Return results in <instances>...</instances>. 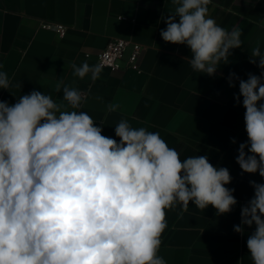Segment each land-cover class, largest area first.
<instances>
[{"label": "clouds", "instance_id": "obj_1", "mask_svg": "<svg viewBox=\"0 0 264 264\" xmlns=\"http://www.w3.org/2000/svg\"><path fill=\"white\" fill-rule=\"evenodd\" d=\"M172 14L162 16V39L186 45L194 71L217 75L243 46L242 30L221 27L209 14L211 0H172ZM249 62L261 69L240 79L237 104L245 109L247 141L237 149L242 173L264 178V52L258 45ZM80 79L96 81L103 65L71 64ZM2 68V65H0ZM0 71V89L10 87ZM62 81L56 91H61ZM85 96L63 86L62 100L32 91L14 104L0 101V264H166L158 255L168 227L166 210L178 215L211 205L224 215L237 205L225 185L232 176L213 166L206 155L183 160L158 132L133 128L127 120L115 126L114 138L102 135V124L77 111ZM116 111L118 104H109ZM232 143H236L232 138ZM253 197L241 207L246 245L253 264H264V183L249 181Z\"/></svg>", "mask_w": 264, "mask_h": 264}, {"label": "crops", "instance_id": "obj_2", "mask_svg": "<svg viewBox=\"0 0 264 264\" xmlns=\"http://www.w3.org/2000/svg\"><path fill=\"white\" fill-rule=\"evenodd\" d=\"M175 7L172 0H0V71L11 82L7 90L0 89V101L14 104L36 90L67 105L62 88H75L85 96L77 111L102 124V135L119 141L115 126L127 120L133 128L158 132L181 160L206 155L213 166L227 168L232 182L225 186L235 189L237 205L219 216L211 205L203 211L191 201L182 216L179 206L166 210L168 227L158 255L166 264H253L246 241L254 226L243 236L233 226L240 224L241 207L254 195L249 181L264 183V178L242 173L236 163L239 144L247 141L245 109L242 97L240 104L234 98L239 81L229 87L227 77L235 72L246 80L248 73H261L249 62V53L258 42L264 52V0H211V17L229 31L241 29L243 41L215 76L192 69L186 45L162 39L166 24L161 17ZM42 22L67 26L68 34L60 37ZM112 38L143 46L140 72L103 68L96 81L91 74L74 75L71 64H97ZM109 104L119 108L109 111Z\"/></svg>", "mask_w": 264, "mask_h": 264}, {"label": "built area", "instance_id": "obj_3", "mask_svg": "<svg viewBox=\"0 0 264 264\" xmlns=\"http://www.w3.org/2000/svg\"><path fill=\"white\" fill-rule=\"evenodd\" d=\"M41 26L55 30L60 37L68 34L67 26L61 24L53 25L48 22H42ZM143 51V46L133 40L112 38L98 54L97 63L102 64L103 68H109L112 71L127 69L140 72V59Z\"/></svg>", "mask_w": 264, "mask_h": 264}]
</instances>
